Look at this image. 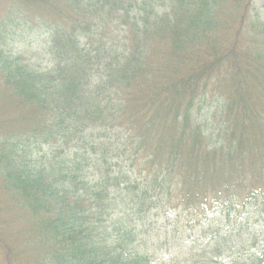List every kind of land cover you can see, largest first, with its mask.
I'll use <instances>...</instances> for the list:
<instances>
[{"label": "trees", "instance_id": "1", "mask_svg": "<svg viewBox=\"0 0 264 264\" xmlns=\"http://www.w3.org/2000/svg\"><path fill=\"white\" fill-rule=\"evenodd\" d=\"M198 239L264 264L254 0H0V264H197Z\"/></svg>", "mask_w": 264, "mask_h": 264}, {"label": "rangeland", "instance_id": "2", "mask_svg": "<svg viewBox=\"0 0 264 264\" xmlns=\"http://www.w3.org/2000/svg\"><path fill=\"white\" fill-rule=\"evenodd\" d=\"M254 5L256 8L259 9V11L262 13V15H264V0H254ZM21 49H26V48H30V49H34L35 48V42H32L30 39H27L24 41V44H21L19 46ZM210 99L206 98L205 100H202L200 103V112L198 114V116H203V117H207V120H211V115L212 112L209 111L208 113H204V111L208 108H206L209 105ZM212 102V101H211ZM210 102V103H211ZM206 114V115H205ZM175 214L174 216L170 219L171 221V227L173 228L174 226H178L180 227L178 234H181L182 232H186L188 231V234L191 235V238H195L203 233H205L208 229H209V223H205L202 225L200 222L205 221H209L208 219H204L202 218V215L205 213V211H198L196 214L191 213L192 211L186 210L183 211L182 210V206L178 205V208L176 209H172V213ZM209 216H214V214H210ZM174 219V220H173ZM156 228L158 230H160V235L163 238L164 237V230H171L170 227H167L161 223H156ZM203 228V230H202ZM139 239V238H138ZM138 241V240H137ZM146 240H143V242L141 241L140 243H150V240H147V242H145ZM170 244H173V241L169 238ZM200 239H198V242H196V245H198V247L193 249V253H195V259L197 261V264H209V257H211V253L213 250V243L212 244H206L204 246L199 245L200 243ZM177 245V244H175ZM138 246L140 248L139 242H138ZM186 249V248H185ZM179 248L175 249V251L171 252V253H176L177 256H179L180 254V258L181 260L184 259L185 257H183V254L186 255L188 260H192L191 257H189V251L186 249L185 252H178ZM228 251V250H226ZM151 253H155L158 255V257H163L164 255H167V248L166 245L162 244L161 242H154L152 244V252ZM191 254V253H190ZM228 256L225 257V259H227Z\"/></svg>", "mask_w": 264, "mask_h": 264}]
</instances>
